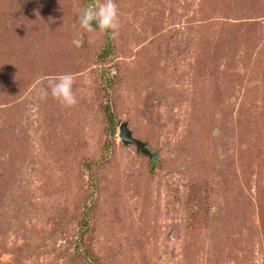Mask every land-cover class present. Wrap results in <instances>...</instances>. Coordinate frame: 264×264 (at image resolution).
<instances>
[{"label":"rangeland","instance_id":"1","mask_svg":"<svg viewBox=\"0 0 264 264\" xmlns=\"http://www.w3.org/2000/svg\"><path fill=\"white\" fill-rule=\"evenodd\" d=\"M99 2L0 0V264H264V0Z\"/></svg>","mask_w":264,"mask_h":264},{"label":"clouds","instance_id":"2","mask_svg":"<svg viewBox=\"0 0 264 264\" xmlns=\"http://www.w3.org/2000/svg\"><path fill=\"white\" fill-rule=\"evenodd\" d=\"M76 23L83 32L100 31L115 35L119 28L118 8L115 0H100L94 6H84L76 11ZM81 32L77 31L71 43L79 48L82 44ZM46 86L40 87L38 96L45 100L49 95L62 106L72 107L77 103L74 92V78L71 73L51 75L46 78Z\"/></svg>","mask_w":264,"mask_h":264},{"label":"water","instance_id":"3","mask_svg":"<svg viewBox=\"0 0 264 264\" xmlns=\"http://www.w3.org/2000/svg\"><path fill=\"white\" fill-rule=\"evenodd\" d=\"M118 136L124 145H134L141 153L148 156L152 155L144 142L137 138H134L132 131L128 128L127 122H123L119 125Z\"/></svg>","mask_w":264,"mask_h":264},{"label":"trees","instance_id":"4","mask_svg":"<svg viewBox=\"0 0 264 264\" xmlns=\"http://www.w3.org/2000/svg\"><path fill=\"white\" fill-rule=\"evenodd\" d=\"M107 40H108V41H110V38H109V36H107Z\"/></svg>","mask_w":264,"mask_h":264}]
</instances>
